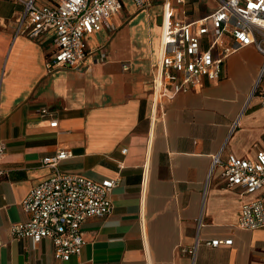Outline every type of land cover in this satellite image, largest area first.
I'll use <instances>...</instances> for the list:
<instances>
[{"label": "crops", "instance_id": "1", "mask_svg": "<svg viewBox=\"0 0 264 264\" xmlns=\"http://www.w3.org/2000/svg\"><path fill=\"white\" fill-rule=\"evenodd\" d=\"M200 1L178 7L175 18L192 22L218 8L206 12ZM22 12L17 0H0V264H264V227L238 224L255 195L227 189L221 167L210 176L216 154L254 159L262 146L264 113L253 92L263 54L242 47L224 60L221 79L158 104L164 0L145 9L125 0L113 31L88 36L80 69L49 70L51 33H17ZM61 149L72 153L62 171L118 179L113 212L83 223L86 243L68 261L48 238L11 234L29 218L23 200L51 172L43 158ZM215 238L233 243L207 244Z\"/></svg>", "mask_w": 264, "mask_h": 264}, {"label": "built area", "instance_id": "2", "mask_svg": "<svg viewBox=\"0 0 264 264\" xmlns=\"http://www.w3.org/2000/svg\"><path fill=\"white\" fill-rule=\"evenodd\" d=\"M17 1L23 5V12L16 32L32 38L51 33L54 52L47 67L54 70L80 69L89 54L88 36L103 28L113 31V17L123 9L125 0ZM131 1L138 9L151 7L156 2ZM184 3L185 0H164L159 60L153 75L158 104L163 98L202 86L205 79H221L224 60L242 47L253 45L264 56V0H220L218 8L209 16L192 22L174 16V10ZM253 93L259 96L264 113V62ZM50 125L57 126L58 121L54 119ZM4 152L5 143H0V158ZM71 156V151L61 149L43 158V165L51 172L22 202L29 218L11 227L14 239L26 237L35 243L50 239L55 257L64 261L81 254L86 243L83 223L113 212L110 193L118 182L116 178L96 181L62 171L60 163ZM217 167L222 168L221 177L227 189L239 188L243 194L255 195L243 204L239 226L263 228L264 139L254 159L230 154L222 160L216 154L210 176ZM232 243V238L207 242L214 247Z\"/></svg>", "mask_w": 264, "mask_h": 264}, {"label": "rangeland", "instance_id": "3", "mask_svg": "<svg viewBox=\"0 0 264 264\" xmlns=\"http://www.w3.org/2000/svg\"><path fill=\"white\" fill-rule=\"evenodd\" d=\"M39 1L41 2L44 0H39ZM158 1L162 2L163 0H158ZM219 2L220 0H201L198 5L199 7L204 8L206 12H211L219 6ZM185 5L186 7L191 9V6L193 5V3L191 2V0H185Z\"/></svg>", "mask_w": 264, "mask_h": 264}]
</instances>
